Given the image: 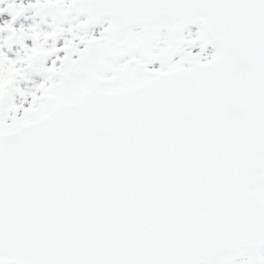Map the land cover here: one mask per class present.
Listing matches in <instances>:
<instances>
[{"label": "snow or ice", "instance_id": "6c2138e0", "mask_svg": "<svg viewBox=\"0 0 264 264\" xmlns=\"http://www.w3.org/2000/svg\"><path fill=\"white\" fill-rule=\"evenodd\" d=\"M262 247L264 0H0V264Z\"/></svg>", "mask_w": 264, "mask_h": 264}, {"label": "rangeland", "instance_id": "374dc122", "mask_svg": "<svg viewBox=\"0 0 264 264\" xmlns=\"http://www.w3.org/2000/svg\"><path fill=\"white\" fill-rule=\"evenodd\" d=\"M3 18H4V19L8 18L6 13L4 14ZM16 102H17V103L20 102L19 97H17ZM260 251H261V252H264V248H263L262 250H260ZM239 260H240V258L238 257L237 260H236V264H239Z\"/></svg>", "mask_w": 264, "mask_h": 264}]
</instances>
